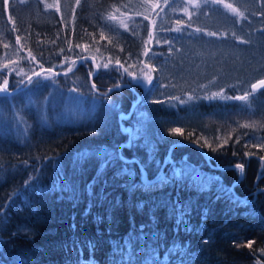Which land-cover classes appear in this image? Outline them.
I'll use <instances>...</instances> for the list:
<instances>
[{
  "label": "trees",
  "instance_id": "1",
  "mask_svg": "<svg viewBox=\"0 0 264 264\" xmlns=\"http://www.w3.org/2000/svg\"><path fill=\"white\" fill-rule=\"evenodd\" d=\"M146 1L0 0V85L7 79L8 90L16 91L0 93L14 121L10 130L0 126V264H264V88L247 101L225 98L251 92L241 85L244 77L223 83L221 93L206 82L171 89L161 66L172 61V44L188 39L190 25L168 7L176 0H156L152 8ZM229 3L233 8L226 11L239 12L227 15L253 24L255 13ZM259 19L264 24V16ZM192 20L204 36H225L209 35L205 29L217 30ZM259 26L255 31L263 35ZM240 35L242 41L227 37L236 45L247 37ZM84 56L99 66L97 89L130 85L96 95L89 84L95 64ZM43 69L29 84L27 78ZM124 69L141 82H129ZM157 86L167 93L147 102ZM56 88L87 97L93 112L79 126L42 110ZM134 101L122 124L137 139L121 148L128 133L119 115H127ZM18 102L26 109L9 106ZM19 130L29 132V140L12 136ZM120 149L138 158L152 178L163 173L161 183L145 187L135 162L125 170L123 159L113 160L100 175L98 157L78 162L83 152L120 156ZM16 164L27 166L33 188ZM181 169L184 179H173ZM200 174L209 182L202 190Z\"/></svg>",
  "mask_w": 264,
  "mask_h": 264
},
{
  "label": "rangeland",
  "instance_id": "2",
  "mask_svg": "<svg viewBox=\"0 0 264 264\" xmlns=\"http://www.w3.org/2000/svg\"><path fill=\"white\" fill-rule=\"evenodd\" d=\"M228 1L176 0L171 3L172 5L170 4L171 6H168L174 14L183 16V20L190 25L185 33L188 39L186 41L180 40L174 46L172 44L171 47V51L176 54V57L172 61L169 60L170 62L165 69V73L168 74L173 83L171 89L192 88L206 82L207 85L205 87H217V92L221 93L223 91L220 90L221 86H223L222 84L229 80L244 77L245 80L242 81L241 85L243 84L244 89H247L254 80L264 77V34L261 35L255 31V27L259 24V30L264 28V24L259 19L264 16V0H232L234 5L242 6L250 11L251 14H256L253 24L249 27L247 23L243 24V19H241L242 21L239 20L236 15H227V13L235 12L238 14L237 12H239L237 7V9L226 11L227 5L232 6V4H228ZM155 3L156 0H148L146 1V6L152 8ZM175 4H178V6L176 7ZM211 6L218 7V9H212ZM179 12L182 14H179ZM192 16L200 25L216 29V35L225 36L218 40L204 36L203 33H200L202 30L199 26H195L197 30L194 29ZM205 32L210 33L206 29ZM238 33H245L247 37L245 42H239L235 45L227 36H234V39L242 41L244 39L243 35L236 36ZM252 77L253 79L251 80ZM57 89H53L52 92ZM163 94L162 90L157 95L161 97ZM62 95L60 94L57 97L58 101L69 99L68 94ZM53 96L51 95L52 98ZM81 100L82 98L80 97H72L70 104L73 107L69 105L63 111L65 113L61 112V114H58L59 117L56 116L58 122L66 123V121H69L77 124L87 119V116L92 114L93 111L87 110L86 106L77 108L78 104L74 102L80 103ZM263 102L260 101L261 104ZM24 105L22 104L21 108L26 109ZM13 106L18 107L16 105ZM3 119L7 124L14 123L5 114Z\"/></svg>",
  "mask_w": 264,
  "mask_h": 264
},
{
  "label": "bare ground",
  "instance_id": "3",
  "mask_svg": "<svg viewBox=\"0 0 264 264\" xmlns=\"http://www.w3.org/2000/svg\"><path fill=\"white\" fill-rule=\"evenodd\" d=\"M165 43H167L166 41H162L161 42V44H165ZM169 52H170V57H171V60H173L175 57H176V54L174 53V52H172V51H170L169 50ZM83 58H90V59H92L93 61H94V64H95V72H93V74L92 75H90L89 76V84H90V86H91V88L95 91V94L96 95H98V96H104V95H107L108 93H110V91L108 90V91H101L100 89H97L98 87V84L96 83V81L94 80V78H95V76L97 75V72H98V67H97V62H96V59L95 58H93V57H91V56H84ZM83 58H80L79 60H78V62H77V64H76V67L80 64V62H81V60L83 59ZM116 65L117 66H120V63L119 64H117L116 63ZM75 67V68H76ZM166 67H167V65H163V66H161V68H162V72H163V74H165V78L168 80V82H170V78L168 77V74H166L165 73V69H166ZM153 68V67H152ZM46 69H43V70H41V71H38V72H35V73H42L43 71H45ZM48 70H51L52 72H54V73H60V72H57V71H55V70H52V69H48ZM73 70H75L74 68H73ZM132 73H135L134 71H131V70H128V69H124V74H125V76H126V79L129 81V82H132V83H134L137 79H138V75L136 74V77L137 78H134V79H132V77H130L129 76V74H132ZM58 75H60V74H58ZM37 76L36 75H33V77H32V81L36 78ZM253 79V77L251 78V80ZM255 81V80H254ZM253 81V82H254ZM252 82V83H253ZM30 84V83H29ZM28 84V85H29ZM93 84H95V87H93ZM118 85H120V87H118V88H121L123 85L124 86H129L130 85V83H128V82H125V83H123L122 85L121 84H118ZM0 86H2V85H0ZM159 88V86H157V87H155L154 88V91H152V97L151 96H149V97H147L146 98V101L147 102H150L151 101V99L152 98H155V97H158V95H156V94H158L159 93V91L161 90H159L158 89ZM115 89H117V88H111V91H113V90H115ZM19 90H22V93H24L25 95H26V91L23 89V87H21ZM16 92V91H15ZM14 91H12V90H8V92L7 93H3V92H0V93H2V94H5V95H12L13 93H15ZM64 91H61L59 88L56 90V91H54V93H51V95H54L53 96V98L54 99H56L57 100V97L60 95V94H65V93H63ZM164 92V94L165 93H167V91H163ZM49 94V93H48ZM66 94H68L69 95V99L68 100H60V101H58L57 100V102H53V99H51L52 97H51V95L49 96V99L50 100H46L47 101V105H44V104H42V109L43 110H45V112L47 113V114H53V115H56L57 117H59L58 116V114H61V112H63V111H65L66 110V108H68V106L69 105H71L70 104V101H71V99H72V97H75V98H77V97H80V98H82V100H81V102L80 103H78L77 101H75L74 103H77L78 105L76 106L77 108H79L80 106L83 108L84 106H86V104H87V97H85V95H83V94H77V93H75V92H67ZM163 94V95H164ZM62 95V96H63ZM162 95V96H163ZM141 99V98H140ZM139 99V100H140ZM16 103V102H15ZM15 103H13V104H9V106H13V105H15ZM137 103L138 102H136V101H134L133 102V105H132V107H131V110H130V112L127 114V115H124V114H120L119 115V119L121 120L120 122H121V129H122V131L124 132V133H128V141L126 142V143H123V144H121V148L123 147V148H126V147H131V145H132V143H133V141H131L130 140V134L132 135V136H134V132L132 131V129L131 128H127V127H125L123 124H122V120L123 119H127V118H130L131 117V115H132V113H133V109H134V107L137 105ZM17 106H18V108H20L21 109V107H22V105H21V103H17ZM72 106V105H71ZM88 106V105H87ZM86 106V107H87ZM73 107V106H72ZM75 107V106H74ZM8 111H9V107H8V104H7V102L6 101H4V99L2 98V97H0V126H7V128L10 130V127H8V124L6 123V121L3 119V117H4V114L6 115V116H8L9 117V114H8ZM63 113H65V112H63ZM62 113V114H63ZM46 114V115H47ZM67 122V121H66ZM81 122V121H80ZM68 123V125H71V126H79V124L80 123H77V124H75V123H71V122H67ZM104 129V128H103ZM29 135H30V133L29 132H26V131H23V130H19V131H17V132H15V133H13L12 134V136L13 137H15V139L16 140H18L19 142H26V140H29ZM188 144H191L192 146H194V147H197L202 153H203V149L200 147V146H197V144H195V143H188ZM172 150V148L170 149V151ZM205 152V151H204ZM169 154H170V152H169ZM204 154V153H203ZM119 155H120V157H122V159L124 160V161H127V162H135V163H138V165H139V167L142 169V171H143V177H142V183L143 184H145L146 186L145 187H150L149 185H151V186H158L160 183H161V179L160 178H162V176H163V173H159V174H156L153 178L151 177V174H149V172L147 171V169L145 168V166L140 162V160L138 159V158H136V157H132V158H126L125 156H124V154L123 153H121V149H120V152H119ZM205 156L207 155L206 154V152H205V154H204ZM16 167H17V169H16V172L18 171L19 172V174H21L22 176V178H23V182H24V184L26 185V186H28L29 188H33L30 184H29V182H28V179L26 178L27 177V171H29L28 170V168H27V166L24 164H16ZM243 171H244V167H243V169L241 170V177H240V179L243 177ZM30 172V171H29ZM31 176H32V174H30ZM30 177V176H29ZM200 177L201 178H206L207 177V175H205V174H200ZM258 178H261L260 176H258ZM207 183H209L208 181H207ZM194 186V185H193ZM197 191H199V190H197ZM55 195H57V194H55ZM32 214H34L35 215V217L36 218H39V216L36 214V213H34L33 211L31 212ZM93 217V216H92ZM88 226V224L87 223H85V222H83V224H82V227H87ZM76 231H78V230H76ZM73 237H75V239H77V236L76 235H74Z\"/></svg>",
  "mask_w": 264,
  "mask_h": 264
},
{
  "label": "snow or ice",
  "instance_id": "4",
  "mask_svg": "<svg viewBox=\"0 0 264 264\" xmlns=\"http://www.w3.org/2000/svg\"><path fill=\"white\" fill-rule=\"evenodd\" d=\"M49 7H51V5H49ZM228 7L231 8L232 6L231 5H228ZM241 15H243V14L241 13ZM124 27L126 28L127 25H124ZM176 30L177 31H180L181 29H176ZM209 35H216V34L215 33H209ZM5 47H7V46H5ZM145 55H147V52H145ZM117 64H119V61H117ZM108 66L109 65L107 63L103 65L104 68H107ZM5 67H7V65H5ZM97 67H99V66H97ZM69 70H71V69H69ZM49 71H51V70H49ZM33 75L40 76L41 73H33ZM132 75H133L134 78H137L135 73H132ZM143 76L147 78L148 83H152V77L147 72H143ZM27 79H28V82L29 83L32 82V77L31 76H29ZM138 82H141V81L138 79ZM261 86H264V79L259 80L256 84L251 85V92H247L244 95L239 96V97H225V98H227V99H238V100H242V101H247L248 98H249V96L252 93H254L258 89V87H261ZM93 87H95V84H93ZM118 87H119V85H113V88H118ZM109 91H111V89H109ZM0 92H3V93H7L8 92V81H7V79H5L3 81V85L0 86ZM215 95H218V94H214V96ZM172 99H179V97H174ZM156 103H161V101H156ZM180 103H185V101L181 100ZM113 107H114V105H113ZM246 126L255 127L256 125L255 124H252V125H246ZM262 126H264V125H262ZM172 132L173 133L182 134L181 133V130L179 128H173L172 129ZM136 139H137V136H132L130 134V140L131 141H135ZM197 143H199V141H197ZM209 147H210V145H209ZM259 147H264V145H259ZM93 156H96V157H98L101 160V163H100V171L98 172V175L102 174L103 170L110 163H112L113 160H120V159H122V157L116 155L115 151L109 152L107 150H100V151H97V152H94V153H89V152H83V153H81L80 156L78 157V162L82 165L89 158H91ZM259 159L262 160V161H264V157H260ZM127 165H128V162L127 161H124L125 170H127ZM243 167H244L243 164L236 165V168L237 169H240V170H242ZM261 175H264V172H262ZM178 178L179 179H184V173H183V170L182 169L179 172H174L173 173V179H178ZM164 180L166 181L167 180V177H165ZM197 180L199 181V183L197 184V187L199 189L202 190V189H204V188L207 187V180L205 178L198 177ZM195 182L196 181H194V183ZM149 186H151V185H149ZM89 188H91V185L89 186ZM224 191L225 192H228L227 189H224ZM180 211H181V217H182L183 214H184V211H183V208L182 207H181ZM181 222H182V220H181ZM247 246L248 247H251V242ZM262 251H264V249H262Z\"/></svg>",
  "mask_w": 264,
  "mask_h": 264
},
{
  "label": "water",
  "instance_id": "5",
  "mask_svg": "<svg viewBox=\"0 0 264 264\" xmlns=\"http://www.w3.org/2000/svg\"><path fill=\"white\" fill-rule=\"evenodd\" d=\"M129 76L130 77H132V79H134V77H133V75L132 74H129ZM262 79H264V78H261V79H258V80H256L255 82H253L251 85H253V84H256L259 80H262ZM251 85H250V89H251ZM119 87H120V85H119ZM264 86H261V87H258V89L257 90H259V89H261V88H263ZM256 90V91H257ZM203 153L205 154V152L203 151Z\"/></svg>",
  "mask_w": 264,
  "mask_h": 264
}]
</instances>
